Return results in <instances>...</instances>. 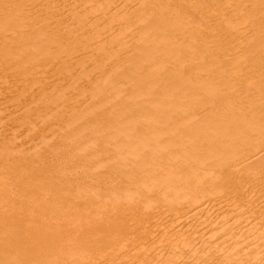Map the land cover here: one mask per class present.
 <instances>
[{
    "label": "bare ground",
    "instance_id": "bare-ground-1",
    "mask_svg": "<svg viewBox=\"0 0 264 264\" xmlns=\"http://www.w3.org/2000/svg\"><path fill=\"white\" fill-rule=\"evenodd\" d=\"M191 2L0 0V120L4 112L15 115L22 108L21 89L32 95L59 87L64 74L71 73L68 68H82L78 73L91 68L92 74L95 70L108 76L112 85L128 84L113 73L121 63L115 64L118 59L112 56L122 54L120 62L128 59L137 38L148 58L136 68L146 70V75L129 84L143 92L133 104L142 106L145 116L132 124L135 130L119 133L108 145L98 137L100 150L114 153L99 156L95 161L99 166L83 158V171H56L49 177L37 173L44 167L40 159H26L32 163L22 165L20 155L15 160L12 152L5 153L7 146L1 149L0 264H264V0H198L195 10ZM195 18L199 27L194 37L197 28L190 26ZM146 33L154 38L150 45L141 41ZM201 37L217 42L207 48L187 42ZM99 56L108 63L98 62ZM189 56L203 65L217 59L225 64L203 68L194 66L197 61H186ZM182 63L179 71L176 66ZM75 76L78 80L79 74ZM94 79L96 84L102 82L99 74ZM111 88L113 96L132 91ZM170 88L185 108L163 107L170 99L160 101L164 109L149 107V101L161 99L172 92ZM38 93L30 99L34 101ZM50 103L43 113L38 108L32 111L34 107L26 112L40 120L54 111ZM58 110L61 115L65 112ZM169 112L176 115L165 122L160 119ZM135 115L130 116L132 121ZM152 116L157 118L151 121ZM172 117L173 123H180L174 132L167 125ZM28 118L26 114L14 120L27 123ZM25 166L30 169L24 171ZM11 181L23 186L21 196ZM29 185H35L34 195Z\"/></svg>",
    "mask_w": 264,
    "mask_h": 264
},
{
    "label": "rangeland",
    "instance_id": "rangeland-1",
    "mask_svg": "<svg viewBox=\"0 0 264 264\" xmlns=\"http://www.w3.org/2000/svg\"><path fill=\"white\" fill-rule=\"evenodd\" d=\"M195 1H196V4L198 3V0H194V2H193V4H192V2L189 4V3H187L186 4V6L189 4V6H193L194 5V10H195V8H196V4H195ZM45 13V12H44ZM44 13H41V14H38L40 17H43L45 14ZM183 13V12H182ZM41 15H43V16H41ZM47 15V14H46ZM48 16V15H47ZM44 18V17H43ZM180 19H184L183 17H181V18H179V20ZM199 22H198V20L195 18L194 19V22H191V26L190 27H193L194 29L195 28H197V29H195L194 30V37L196 36V31L198 30V27H199V24H198ZM226 33H228V32H226ZM229 34H230V31H229ZM140 37H142V36H140ZM145 37H148L147 39H145ZM137 38V37H136ZM135 38V39H136ZM143 38H144V40L142 39L141 41H142V43L144 44H146V45H150V44H152L153 42H151L152 41V39L151 38H153V36L151 35V34H147L146 33V36H143ZM150 39V40H149ZM154 39V38H153ZM184 39V40H183ZM185 39L186 38H182L181 39V42L183 43V42H185ZM188 40H187V42L189 41L190 43H192L193 44V46L195 47V46H202V44L204 43L205 45H203L204 47L207 45V47H210V46H212L214 43L216 44V40H214V39H212V38H208V37H201V38H199V39H193V41L194 42H192V38H187ZM146 40H148V41H146ZM183 40V41H182ZM145 41V42H144ZM136 42H138V44H137V46H136V48H135V46H134V48H133V50L132 51H130L127 55L128 56H130L128 59H125V60H122V62H120V60L121 59H123L124 57H123V55L121 56V55H119V56H117L116 57V55L115 56H112V58H114V59H118L116 62L114 61V63L115 64H118V63H121V65L119 66V68H115V70H114V74L115 75H117L121 80H126V81H128V84H122V83H120V81L117 83V84H110V83H108L109 82V79H108V76H106L105 78L104 77H101V73H99V72H96L97 73V75H96V73H95V70H92L94 73L92 74V72H91V68H87V70L86 71H88V72H77L79 69H80V71H81V69L82 68H77V70H76V68H68V70H70L69 72H71L70 73V75L68 74V76L66 75V74H64V76L62 77L63 78V81H62V85H60L59 87H48V89H46V90H44V91H42V93H41V91H32L33 92V94H35L36 95V93H38L37 94V96H35V100L33 101V99H30V98H32V96H33V94L31 95V94H29V93H31V91L30 90H23V89H21L20 90V92L21 93H23L22 95H23V98L25 99H23L22 98V95H21V93H20V96H21V101L23 102L22 104H23V106H22V110L20 111V110H18L17 111V113L15 114V115H13L12 113L13 112H11V111H8V113L6 112H4L3 114L5 115H2V120H0V121H2L3 122V127H1L2 126V122L0 123L1 125H0V133H2V134H0V136L1 135H3V136H1V139H3V140H1L0 139V153L2 154V152H4L6 149L4 148V147H6V148H8V150H9V152L8 151H6L5 153H7V154H9V153H11V156H13V158L15 159V160H17L18 158H19V155H20V158L18 159V162H20L22 165H26L27 164V162H28V165L27 166H29V164L30 163H32V162H30V160L29 161H23V160H26V159H37V161L39 160V161H41L42 163H44V167L42 168V169H39V170H37V173H40V174H44V175H46V176H49L50 177V174H53L54 172H56V171H61V172H66V173H72V172H74L76 169H78L79 171H83L84 170V168H86V166L84 165V159H87V160H89L90 162H92V164H96V166H99L101 163H99V165L97 164V163H95V161H98V158H99V156H101V155H108V154H114L113 153V151L111 152V150H109V151H101L100 150V141L98 140V137H102L104 140H106L105 141V144L106 145H108V140H114L115 138H116V136L117 135H119V133H120V135H125V134H127V133H129L130 131H133V130H135V128L134 127H131L132 126V124L134 123V122H136L137 120H139V121H141L143 118H144V116H145V112H143V108H142V106H139V105H134L133 103H134V101H136V100H138V98L142 95V91H141V94L139 93V90H134V88H132L130 85H132L131 83H133V82H136V81H138V80H141L143 77V75L145 76L146 75V70H144V69H142V70H140V69H136L138 66H142V65H144V64H146L147 63V61H148V58H147V60H145L146 59V56H145V52H143L144 51V48L142 47L143 45L141 44V42H140V38H137L136 39V41H135V43ZM111 44H113L114 43V46H119L118 45V42H114L113 40H111V42H110ZM144 44V45H145ZM189 44V43H188ZM138 45H140V46H138ZM207 47H205V48H207ZM138 48V49H137ZM143 48V49H142ZM214 47H212V49H213ZM116 49V48H115ZM116 51V50H115ZM143 52V53H142ZM133 53H134V55H133ZM249 53V52H248ZM116 54V53H115ZM142 54H144V55H142ZM120 56H121V58H120ZM116 57V58H115ZM134 57V58H133ZM98 58H100V56L98 57ZM98 58H96L97 59V61L99 62V60H100V63L101 64H106V63H108V61H106V60H104L102 57L100 58V59H98ZM144 59V60H143ZM188 59V60H187ZM186 61H191V63H194V62H198V63H195L194 64V66L196 65V66H200V67H205V65H208V68H209V66H210V68L211 67H213V68H218V67H222L221 65H223V64H225L224 62H223V60L221 61V59H217V60H215V62L214 61H209V64H208V62H206L205 63V65H203V64H201V63H199L200 61L199 60H197V59H194V57H187L186 58ZM104 62H106V63H104ZM144 62V63H143ZM211 62V63H210ZM85 64L87 65L88 64V66L89 67H91L92 66V62H90L89 60H87L86 62H85ZM91 64V65H90ZM183 64L184 63H182L181 65L179 64V65H177L176 66V68H178V70L179 71H181V68H184V67H182L183 66ZM191 66V65H190ZM120 67H121V69H120ZM118 69V70H117ZM126 69H128V71H125ZM129 69H133V72H130V74H128L129 73ZM72 70V71H71ZM178 70H176L177 72H179ZM65 71H67V69L65 70ZM74 72H75V77H78V74H79V79L78 80H80L79 82H76V83H74V81H78L77 80V78H73L74 76H72V77H70L71 75H73L74 74ZM146 72V73H145ZM84 73V74H83ZM91 73V74H90ZM98 74L100 75V80L102 81V82H100L99 84L97 83L96 84V79H94L95 78V76H98ZM88 75V76H87ZM140 75V76H139ZM65 76H66V78H65ZM81 76V77H80ZM94 76V77H93ZM84 77V78H83ZM86 77V78H85ZM64 78H65V80H64ZM69 78H73L74 80H70ZM69 79V80H68ZM93 79V80H92ZM131 79V80H130ZM82 80V81H81ZM88 82H87V81ZM66 82V83H65ZM70 82V83H69ZM72 82V83H71ZM82 82H86V83H88V85L86 84V83H83L82 85L80 84V83H82ZM148 82H150V80L148 81ZM65 83V84H64ZM69 83V84H68ZM66 84H68V85H70V86H67ZM74 84V86L73 87H71V85H73ZM87 85V87H86V85ZM130 84V85H129ZM149 84V87H151V88H154L155 87V85L154 84H152V83H148ZM151 84V85H150ZM83 85H85V86H83ZM92 87H91V86ZM65 86H67L66 88H64ZM78 86H79V88H78ZM80 86L81 87H84V89L85 90H87L86 88H89L88 89V91L87 92H85L84 91V89H82V90H80L79 91V89H80ZM91 87V89H90V87ZM106 86V87H105ZM112 86H114V89H118V90H120V89H125L126 88V90H131L132 89V91L131 92H129L127 95H125V93H123V94H119V95H116V96H113L112 95ZM54 88H56L57 90H58V92H57V90H56V92H55V90H54ZM61 88H64V89H66L65 91L64 90H62ZM68 88V89H67ZM71 88V89H70ZM72 88H74V90L72 89ZM92 88H94V89H92ZM105 88V89H104ZM70 89V90H69ZM189 89V88H188ZM187 89V90H188ZM194 91H196V90H198V86H195L194 88ZM23 90V91H22ZM47 90H49V91H47ZM54 90V91H53ZM170 90L172 91L173 89H171L170 88ZM187 90H186V93H187ZM25 91H26V95H25ZM29 93H28V92ZM50 91H52V92H50ZM60 91V92H59ZM79 91V92H78ZM99 91V92H98ZM135 91V96L134 95H131V94H134L133 92ZM173 91H175V89L173 90ZM172 91V92H173ZM190 90H188V92H189ZM35 92V93H34ZM48 92H50V93H53V94H48L47 95V93ZM68 92V93H67ZM75 92H77V94L75 93ZM82 92V93H81ZM88 92H92V94L90 93H88ZM98 92V93H97ZM111 92V93H110ZM170 92L169 90H168V93L166 92L163 96L164 97H161V99H160V97H158V98H156L157 99V101H156V99H155V101H149L148 102V105H149V107L150 108H155V109H161L162 108V106H163V103H166L169 99L172 101H170V103H168L169 105L168 106H163V107H171V106H173L174 108H175V110L176 111H178L177 110V108L179 109V108H185L186 107V105H184V104H182L181 103V105H179L180 104V102H178V99L176 98V96H175V92ZM42 94L43 95V97H41V95H39V94ZM46 93V94H45ZM56 93H58V97H53V96H55V94ZM67 93V94H66ZM71 93V94H70ZM72 93H74L75 95H78V101L75 99V97H74V95H72ZM85 93V94H84ZM30 95V97H27V96H29ZM45 94V95H44ZM63 94H64V96H65V98L66 99H64L63 98ZM70 94V95H69ZM139 94V95H138ZM174 94V95H173ZM189 94H190V92H189ZM18 96H19V93L17 94ZM50 95H53V96H51L50 97ZM57 95V94H56ZM82 95L84 96V95H86V96H84V97H82ZM96 95V96H95ZM111 95V96H110ZM130 95H131V97H130ZM15 96H16V94H15ZM81 96V97H80ZM87 96H89L88 98L89 99H87L86 100V98H87ZM110 96V97H109ZM173 96V98L175 99V100H173V98H171ZM26 97V98H25ZM41 97V99H39ZM60 97V98H59ZM77 97V96H76ZM93 97V99H91ZM45 98H46V100H45ZM47 98H48V100H47ZM59 98V99H58ZM83 98H84V100H83ZM31 101H30V100ZM37 99H38V101H37ZM56 99V100H55ZM71 101H73V102H71L70 103V100ZM28 100V101H27ZM42 100L44 101V103H46V104H43V102H42ZM49 100H51V101H49ZM60 101V102H58V101ZM80 100H82V101H84V102H82V101H80ZM163 100V101H162ZM36 101H37V105H36ZM55 101H57L56 102V104H57V106L59 105V110H60V112L61 113H63V110L65 111V109L67 110L68 108V110H69V112L68 111H65L64 112V114H59V112L57 113V110H58V107L55 105L54 106V103L53 102H55ZM77 101V102H76ZM160 101L161 102H163V103H161L160 104ZM166 101V102H165ZM27 102V103H26ZM35 102V103H34ZM42 102V105L41 106H39V107H37L40 103ZM53 103V104H51V103ZM63 103V105H60V103ZM68 102V103H67ZM173 102H175L174 104H173ZM32 103V104H31ZM36 105V106H33L34 104ZM50 103V105H52V107H51V109L53 108V110L54 111H50V109H48L49 111H50V113H47L48 114V116L51 114V116H49V117H52V118H49L48 116V118L46 119V115H45V117H41V118H39L40 120H38L37 118H33L32 116V114H30V113H27L26 111L27 110H31L32 109V107H34L33 109H32V111H34L35 109H37L38 111H40V112H42L43 113V111H44V109L45 108H47L49 105H47V104H49ZM61 103V104H62ZM83 105H82V104ZM94 103V104H93ZM103 103H105V104H103ZM114 103V105H112ZM152 103V104H151ZM177 103V104H176ZM30 104L32 105V106H30ZM69 104V105H68ZM74 104V105H73ZM155 104V105H154ZM27 105H29V106H27ZM47 105V106H46ZM67 106V108H66V106ZM82 105V106H81ZM112 105V106H111ZM159 105H161V106H159ZM165 105H167V104H165ZM178 105H179V107H178ZM46 106V107H45ZM55 108H57V109H54V107ZM61 106V107H60ZM71 106H73L74 108V112L73 111H71L72 110V108H70ZM159 106V107H158ZM176 106V107H175ZM25 107H26V109H25ZM31 107V108H30ZM45 107V108H44ZM50 107V106H49ZM64 107V108H63ZM78 107H79V109H78ZM92 107V108H91ZM94 107H95V109H94ZM28 108V109H27ZM43 108V109H42ZM75 108L78 110H76V112H75ZM86 109V110H84V109ZM126 108H128V109H126ZM63 109V110H62ZM91 109H93V111H90ZM101 109V110H100ZM162 109H164V108H162ZM43 110V111H42ZM58 110V111H59ZM47 111V110H46ZM45 111V112H46ZM82 111V112H81ZM21 114H20V113ZM44 112V113H45ZM55 112V113H54ZM72 113V115L74 116H72L71 117V113ZM91 112V113H90ZM53 113V114H52ZM57 113V115H55ZM67 113H68V118L70 117V119L69 120H67L68 118H67ZM74 113V114H73ZM78 113H79V115H78ZM138 113H140V115H135V114H138ZM143 113H144V115H143ZM18 114V115H17ZM26 114H28L29 115V117L30 118H28V124L26 123V121H24L23 123H21L20 122V120L22 119H20V120H14L16 117H20V115H23V116H25ZM173 114H175L176 115V113H171V112H169L168 114H166L165 116H164V119H163V117H160V119L161 120H163L164 122H165V120H167L166 118H170ZM13 116V117H11V116ZM75 115H77V116H75ZM134 116L135 115V117H134V120L132 121L131 120V117L130 116ZM15 116V117H14ZM54 116H55V118H54ZM57 116V117H56ZM59 116V117H58ZM63 116H65V117H63ZM61 117V118H60ZM143 117V118H142ZM157 118L156 116H152L151 118H150V120L151 121H153L154 120V118ZM7 118H8V122H9V124L12 122V123H14V124H12L11 123V125H10V127H9V124H7L8 122H7ZM11 118V119H10ZM57 118V123H56V121L54 120V119H56ZM62 118H63V120H62ZM66 118V119H65ZM129 118V119H128ZM142 118V119H141ZM158 118H159V116H158ZM173 118V117H172ZM1 119V118H0ZM31 119H33V120H31ZM35 119V120H34ZM51 119V121L53 122H55V124H58L57 126H58V128L56 127V125L54 124V123H51L50 122V124L48 125V123H49V121L48 120H50ZM174 119V120H173ZM172 120H170V121H168L167 122V125H168V127H169V129L170 128H172V129H170L169 131H172V132H174L173 130H176V129H179V127H180V123L179 124H177V122H174L173 123V121H175V118H173ZM5 120H6V122H5ZM42 120V121H41ZM59 120V121H58ZM69 122H67V121ZM129 120V121H128ZM11 121V122H10ZM18 121L21 123V126H22V124H24L25 125V129L23 128V127H21L19 124H18ZM36 121H37V123H36ZM45 121V122H44ZM63 121V122H62ZM4 122H5V124H4ZM41 122V123H40ZM42 122H44V123H42ZM48 122V123H47ZM62 122V124H60ZM68 124H67V123ZM80 122V123H79ZM32 123V124H31ZM47 123V124H46ZM66 123V124H65ZM126 123V124H125ZM131 123V124H130ZM29 124H31V125H33V127L30 125L29 126ZM52 124H54V125H52ZM65 124V125H64ZM125 124V125H124ZM128 124H130L129 126L130 127H128L129 128V130L127 131V127L125 128V126L126 125H128ZM18 127H21V128H17L16 126ZM34 125H35V127H34ZM38 125V126H37ZM43 125H45L44 127H43ZM51 125V126H50ZM63 125H64V127H63ZM6 127V129H5V127ZM17 129H15L14 127ZM40 126V127H39ZM49 126V127H48ZM53 126L55 127V129L53 128ZM12 127L15 129H12ZM29 127H32V128H28ZM37 127H39L40 129H38ZM63 129H62V128ZM122 127V128H121ZM5 130H4V129ZM34 128H35V130L37 129V130H39V132H35V130H34ZM42 128H47V129H44V130H42ZM60 128V129H59ZM11 129L12 130H14V131H12V132H10L11 131ZM30 129H32L31 131H30V133H28L29 132V130ZM52 130V129H54L55 131H51L50 132V130ZM1 130H2V132H1ZM27 130V131H26ZM49 131L47 134H46V131ZM61 130V131H60ZM17 131V132H16ZM42 131V132H41ZM44 131V132H43ZM116 131V132H115ZM4 132H6V135H5V133ZM22 132V133H21ZM42 134H41V133ZM54 132V133H53ZM45 133V136H46V139H45V136H43V134ZM53 133V134H52ZM112 133H114V134H112ZM10 134V135H9ZM16 134V135H15ZM19 134V135H18ZM33 134V135H32ZM36 134V135H35ZM39 134V135H38ZM4 135L6 136V139H7V142L5 141L6 139L5 138H3L4 137ZM14 135V136H13ZM39 137H38V136ZM40 135L43 137H40ZM52 137H51V136ZM111 135V136H110ZM114 135H115V137H114ZM11 136H13V137H11ZM17 136V137H16ZM24 136H26V137H24ZM48 136V137H47ZM16 137V138H15ZM50 137V138H49ZM97 139H96V138ZM113 137V138H112ZM17 138H19V139H17ZM23 138H26V140L24 139L23 140ZM43 140H42V139ZM95 138V139H94ZM9 139H11L12 141L13 140H15V141H10ZM21 139H22V142L24 143H22L21 142ZM39 139H41V141H43L42 143H38V142H41ZM49 139V140H48ZM38 140V141H37ZM9 141V142H8ZM28 141V142H27ZM32 141V142H31ZM50 141V142H49ZM3 142V143H2ZM5 142V143H4ZM10 142H12V144L14 143V145H11L10 144ZM16 142H18V143H16ZM31 142V143H30ZM78 142V143H77ZM8 143V144H7ZM21 143H22V145H21ZM29 143V144H28ZM34 143H35V146H34ZM44 143V144H43ZM6 144V145H5ZM27 144V145H26ZM41 144H43V145H41ZM81 144V145H80ZM2 145V146H1ZM8 145H9V147H8ZM37 145H39L38 147H36ZM41 145V146H40ZM48 145V146H47ZM162 146L164 145V144H161ZM45 146V147H44ZM47 146V147H46ZM96 146L99 148L98 149V151H95L94 150V148H96ZM165 146V145H164ZM163 146V147H164ZM13 147H15V148H13ZM17 147V148H16ZM19 147V148H18ZM20 147H23L22 148V150H23V152H22V150H21V148ZM11 148V149H10ZM29 148V149H28ZM34 148H35V150H34ZM37 148H39V149H37ZM44 148H46V149H44ZM1 149H4V151L3 150H1ZM25 149L27 150H29V153H28V151L26 152L25 151ZM31 149H33L32 151H31ZM87 149V150H86ZM89 149V150H88ZM14 150H19L18 152L17 151H14ZM21 150V151H20ZM37 150V151H36ZM85 150H86V152H85ZM2 151V152H1ZM30 151L31 152H33V153H35V154H33V153H30ZM41 151V152H40ZM90 151V152H89ZM16 152V154H14V153ZM43 152V153H42ZM93 152H95L94 154H93ZM43 155H41V154ZM92 153V154H91ZM14 154V155H13ZM31 156H30V155ZM33 154V155H32ZM37 154V155H36ZM96 154V155H95ZM4 155V154H3ZM41 155V156H40ZM2 156V155H1ZM16 156V157H15ZM22 156H23V158H22ZM29 156H30V158H29ZM38 156V157H37ZM75 156V157H74ZM97 156V157H96ZM33 157V158H32ZM92 157L94 158V159H92ZM84 158V159H83ZM13 159V160H14ZM35 159V160H36ZM72 159V160H71ZM14 160V161H15ZM37 161H35V162H37ZM17 162V161H16ZM23 162V163H22ZM30 162V163H29ZM34 162V161H33ZM26 163V164H25ZM36 164V163H35ZM75 164H78V165H75ZM73 165V166H72ZM27 166H25V167H27ZM35 166V165H34ZM34 166H33V168H34ZM54 166V167H53ZM51 167V168H50ZM53 167V168H52ZM59 169H58V168ZM70 168H75V169H70ZM25 169V168H24ZM23 169V170H24ZM30 168H28L27 167V169H25L24 171H27V170H29ZM57 169V170H56ZM63 170V171H62ZM51 172V173H50ZM49 173V174H48ZM18 179V178H17ZM8 183H10V184H13V187L14 186H16L17 187V183H15V182H8ZM66 182H63V181H60L59 182V184H61V185H64ZM16 184V185H15ZM19 185V184H18ZM12 186V185H11ZM35 186V185H34ZM34 186H28L27 188L28 189H30V190H34L33 192H30V194L31 195H34L35 193H36V188L34 187ZM18 188V195L20 194V196L24 193L23 192V186L22 185H19V187H17ZM34 193V194H33ZM12 202H10L9 204H11Z\"/></svg>",
    "mask_w": 264,
    "mask_h": 264
}]
</instances>
